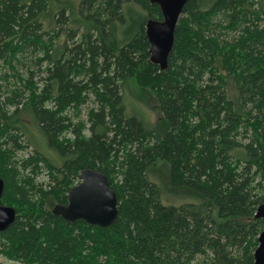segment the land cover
<instances>
[{
  "label": "trees",
  "instance_id": "obj_1",
  "mask_svg": "<svg viewBox=\"0 0 264 264\" xmlns=\"http://www.w3.org/2000/svg\"><path fill=\"white\" fill-rule=\"evenodd\" d=\"M150 19L163 21L150 0H0V66L15 70L32 55L43 76L38 84L34 73L25 82L17 73L23 85L12 90L0 76L1 203L17 212L0 232L3 257L255 264L264 230V0H189L166 71L150 61ZM136 88L153 96L158 120ZM90 97L87 119L75 122ZM28 111L46 150L24 122ZM159 163L170 186L197 202L163 204L150 179ZM85 168L104 173L117 194L109 228L53 213ZM44 172L47 182L38 181Z\"/></svg>",
  "mask_w": 264,
  "mask_h": 264
},
{
  "label": "water",
  "instance_id": "obj_2",
  "mask_svg": "<svg viewBox=\"0 0 264 264\" xmlns=\"http://www.w3.org/2000/svg\"><path fill=\"white\" fill-rule=\"evenodd\" d=\"M189 0H150L160 7L163 21L150 19L146 34L150 44V61L166 71L175 42V30ZM5 183L0 177V232L7 231L16 221L14 208L1 203ZM119 201L107 176L95 169L85 168L79 175V183L68 193L67 205H56L53 213L65 221L84 220L102 228L111 227L118 218ZM257 217L264 220V204L258 208ZM255 264H264V230L254 254Z\"/></svg>",
  "mask_w": 264,
  "mask_h": 264
},
{
  "label": "rangeland",
  "instance_id": "obj_3",
  "mask_svg": "<svg viewBox=\"0 0 264 264\" xmlns=\"http://www.w3.org/2000/svg\"><path fill=\"white\" fill-rule=\"evenodd\" d=\"M23 64L18 65L15 67V70H12L11 67L8 68L7 64H1L0 66V76H5L7 79L4 81V84L6 85V89L12 90L15 89L16 87H22L23 85L22 82H19L17 80L18 77H16L17 73L22 75V78L24 79V82L28 77H30L31 73H34V82L40 84L42 81V74L41 70H39V63L41 61L35 60L32 55H27L26 58L22 59ZM136 93L137 96L141 97L140 99L143 101L144 106H142L150 115L152 120L156 121L160 118V113L156 107V102L153 98V96L150 94V92H143L140 91L136 88ZM28 96V93H26V97ZM138 98V97H137ZM94 105L93 98L90 97V101L86 106H83L79 111L74 110L72 112V118L74 119L75 122L79 120H86L87 119V111ZM15 108H11V111L14 110ZM31 113L28 111L25 113V119L24 122L29 128V131L33 135V137L37 140L38 144L42 149L46 150V144L44 143L42 137L39 136L35 123L30 116ZM34 146L32 145L29 147L27 150L24 152H21L18 154V158L30 155L33 152ZM169 176V170L168 167L163 164L159 163L157 164L150 173V179L156 183L160 189H161V200L164 205L166 206H180L185 203H192V202H197L196 198H190L187 197L188 195L185 194L183 190H175L173 189L168 180ZM47 175L44 172L40 177L38 178V181L40 182H47ZM0 263L2 264H22L19 262H14L10 261L7 258L3 257L0 255Z\"/></svg>",
  "mask_w": 264,
  "mask_h": 264
}]
</instances>
